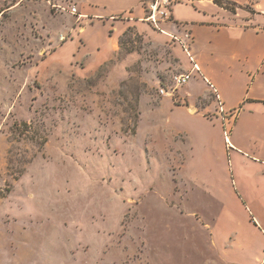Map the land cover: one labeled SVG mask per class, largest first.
Wrapping results in <instances>:
<instances>
[{
	"label": "rangeland",
	"instance_id": "374dc122",
	"mask_svg": "<svg viewBox=\"0 0 264 264\" xmlns=\"http://www.w3.org/2000/svg\"><path fill=\"white\" fill-rule=\"evenodd\" d=\"M48 1L0 0V264H264L254 214L210 196L234 115L201 116V74L174 85L181 45L118 17L98 62L68 43L83 1Z\"/></svg>",
	"mask_w": 264,
	"mask_h": 264
},
{
	"label": "crops",
	"instance_id": "0c3cea01",
	"mask_svg": "<svg viewBox=\"0 0 264 264\" xmlns=\"http://www.w3.org/2000/svg\"><path fill=\"white\" fill-rule=\"evenodd\" d=\"M82 1L80 22L68 43H75L79 51L88 49L85 52L98 62L100 57L113 52V39L122 32L117 30L112 34L110 31L115 28L118 17H122L125 27H136L149 38L144 26L150 25L145 21L146 5L152 0ZM228 1L239 6L251 5L255 17L229 13L211 0H181L173 6L169 17L159 22L157 30L166 40L173 37L183 40L184 34H189L186 45L190 80L196 73L201 74L202 83L207 86L205 90L215 98L197 99L203 101L201 108L206 105L199 111L201 116L215 112L214 120L224 126V119L221 121L220 117L234 115L229 137H226L228 143L220 149L226 162L230 154L235 186L228 169L227 191L213 188L210 196L224 211L234 203L240 210L253 213L249 223L255 220L264 228V0ZM73 36H76L75 42ZM63 44L67 45V41ZM257 107L262 109L259 113L253 111ZM196 114L197 110L192 113ZM254 169L258 174L251 178L250 172ZM261 237L264 239L263 235Z\"/></svg>",
	"mask_w": 264,
	"mask_h": 264
},
{
	"label": "built area",
	"instance_id": "2783aa9c",
	"mask_svg": "<svg viewBox=\"0 0 264 264\" xmlns=\"http://www.w3.org/2000/svg\"><path fill=\"white\" fill-rule=\"evenodd\" d=\"M42 2L50 3L48 0H39ZM181 0H152L151 2H148L146 5V19L145 21L149 23L152 27L158 28V24L160 21L165 20L169 17L170 12L174 5H176ZM53 9L61 12V9H59L56 5L52 6ZM70 13L72 15H76L77 11L75 8H71ZM190 36L189 34L185 33L183 36V40H179L178 38L173 37L172 39L179 43L181 45V48L183 52L186 53L188 56V50H187V41L189 40ZM194 69H197L195 65H193ZM191 78V72L185 73V74H179L173 77V83L177 87L185 86L188 84L189 80ZM160 95L167 94L164 89H161L159 91Z\"/></svg>",
	"mask_w": 264,
	"mask_h": 264
},
{
	"label": "trees",
	"instance_id": "16d2710c",
	"mask_svg": "<svg viewBox=\"0 0 264 264\" xmlns=\"http://www.w3.org/2000/svg\"><path fill=\"white\" fill-rule=\"evenodd\" d=\"M213 4H215L216 6H218L219 8H222L226 11H228L229 13H236V9H242V6H239L233 2H230L228 0H211Z\"/></svg>",
	"mask_w": 264,
	"mask_h": 264
}]
</instances>
